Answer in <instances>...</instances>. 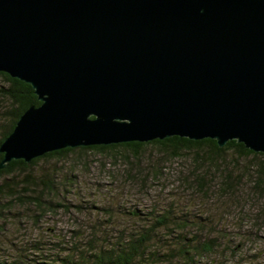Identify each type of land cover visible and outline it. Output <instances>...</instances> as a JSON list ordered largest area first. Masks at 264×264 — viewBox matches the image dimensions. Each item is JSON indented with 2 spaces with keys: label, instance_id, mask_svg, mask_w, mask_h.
Here are the masks:
<instances>
[{
  "label": "water",
  "instance_id": "obj_1",
  "mask_svg": "<svg viewBox=\"0 0 264 264\" xmlns=\"http://www.w3.org/2000/svg\"><path fill=\"white\" fill-rule=\"evenodd\" d=\"M0 71L41 101L0 168L175 135L264 153V0H0Z\"/></svg>",
  "mask_w": 264,
  "mask_h": 264
},
{
  "label": "rangeland",
  "instance_id": "obj_2",
  "mask_svg": "<svg viewBox=\"0 0 264 264\" xmlns=\"http://www.w3.org/2000/svg\"><path fill=\"white\" fill-rule=\"evenodd\" d=\"M143 153L140 159L130 157L127 161L122 153L115 156L89 151L75 168L69 163L76 160L72 155L69 162L55 158L41 161L40 169L56 167L61 174L74 176L76 183L68 185L71 190L55 200L59 205L43 215L29 203L15 201L8 207L10 198L0 197V260L10 263L21 252L64 256L76 243L89 246L94 234L103 236L105 231H111L114 240L125 238L152 212L172 207L178 216H190L212 227L203 229L204 234L223 238L215 253L204 256L199 264H253L256 258L264 261V211L259 213L261 206L249 184L244 182L235 199L226 198L220 194L219 175L215 180L208 177L211 188L194 183L192 153L169 158L152 146ZM157 168L160 173L155 176ZM110 207L115 212L112 216L108 215ZM133 211L142 213L137 216ZM173 228L178 226L173 224ZM189 228L193 230L192 225ZM230 246L237 247L238 253L233 254Z\"/></svg>",
  "mask_w": 264,
  "mask_h": 264
},
{
  "label": "trees",
  "instance_id": "obj_3",
  "mask_svg": "<svg viewBox=\"0 0 264 264\" xmlns=\"http://www.w3.org/2000/svg\"><path fill=\"white\" fill-rule=\"evenodd\" d=\"M40 103L30 83L0 71V145L11 134L20 116L31 105ZM148 146L156 147L169 158L192 153L195 161L193 173L196 175L194 183L200 188H206L209 182L212 183L208 182V177L215 180V176L219 175L218 187L223 197L235 199L238 189L246 182L250 185L251 194L255 195L259 201V207L261 206L259 213L264 211L263 152L249 149L236 139L220 146L216 139L194 140L177 135L148 142L131 141L67 147L47 152L30 162L24 159L12 160L5 168H0V197L10 198L8 207L13 206L15 201H20L23 205L29 203L40 211V215H43L52 210L55 205H59V202L55 200L70 191L71 188L68 185H74L76 182L74 176L68 172L61 174L62 172L56 167L52 168L53 170H46L48 167L40 169L41 161L55 158L57 162L65 160L69 162V156L72 155L76 157V160L73 164L69 163L75 168L77 162L82 160L84 154L89 151L111 153L115 156L122 153L129 161L130 157L140 159ZM3 157L4 153L0 152V162ZM159 173L160 169L157 168L155 176ZM1 210L3 207L0 205V216ZM113 210V207L108 208V215H114ZM141 213L133 211V214L137 216ZM143 221L138 230H133L125 238L117 237L114 240L111 237V231H105L103 236L94 234L88 241L89 246L85 247L81 246V243H76L70 253L64 256L60 254L54 256V253L47 254L44 251L40 254L21 252L10 263L0 260V264H167L168 261L172 264L173 262L199 264L204 256L214 254L223 240L221 235L204 234L203 229L207 230L208 224L190 216H178L172 207L155 211V214L152 212L151 216ZM173 224L178 226V229L173 228ZM189 225L193 226V230L189 228ZM218 233L222 234L221 231ZM100 237L103 239L100 240ZM99 241L104 243H97ZM35 248H41V246L35 245ZM230 248L233 254L238 253L237 247L230 246ZM255 256L256 254L253 255ZM243 263L237 262V264ZM252 263L264 264V261L256 258L252 260ZM247 264L250 263L247 262Z\"/></svg>",
  "mask_w": 264,
  "mask_h": 264
}]
</instances>
